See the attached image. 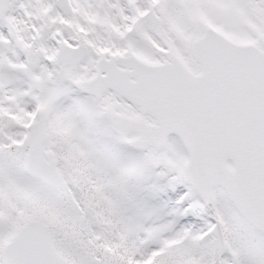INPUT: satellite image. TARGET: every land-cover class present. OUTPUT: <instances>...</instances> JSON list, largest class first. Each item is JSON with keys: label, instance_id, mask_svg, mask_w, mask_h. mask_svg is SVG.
<instances>
[{"label": "snow or ice", "instance_id": "snow-or-ice-1", "mask_svg": "<svg viewBox=\"0 0 264 264\" xmlns=\"http://www.w3.org/2000/svg\"><path fill=\"white\" fill-rule=\"evenodd\" d=\"M0 264H264V0H0Z\"/></svg>", "mask_w": 264, "mask_h": 264}]
</instances>
